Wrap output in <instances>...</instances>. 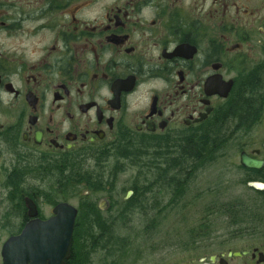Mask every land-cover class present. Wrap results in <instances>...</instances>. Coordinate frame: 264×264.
I'll list each match as a JSON object with an SVG mask.
<instances>
[{"label":"flooded vegetation","instance_id":"flooded-vegetation-1","mask_svg":"<svg viewBox=\"0 0 264 264\" xmlns=\"http://www.w3.org/2000/svg\"><path fill=\"white\" fill-rule=\"evenodd\" d=\"M204 130L235 140L231 183L256 210L241 240L179 260L109 262V199L82 212L60 178L56 190L28 183L130 136ZM243 153L262 165L244 167ZM251 183L264 184V0H0V264H264V192ZM62 202L78 210L71 237L44 226Z\"/></svg>","mask_w":264,"mask_h":264},{"label":"rangeland","instance_id":"rangeland-1","mask_svg":"<svg viewBox=\"0 0 264 264\" xmlns=\"http://www.w3.org/2000/svg\"><path fill=\"white\" fill-rule=\"evenodd\" d=\"M134 105L141 107L140 104ZM139 139L136 136L135 142ZM227 140L212 162L199 167L193 176L189 175L186 163L163 178L156 170L150 171L130 160L123 161L115 149L108 153L109 157L102 166L104 184L101 190L94 192L84 181L78 184L73 180L67 187V191L70 190L67 197L80 209L82 204L97 207L100 199H109L110 206L105 214L109 225V262L128 259V255L142 260H176L181 253L192 251L190 248L241 240L236 233L244 224L241 221L232 224V218L222 215L220 210L235 201L241 204V210L251 212L253 216L256 208L246 198L255 194L231 183L241 179L242 174L234 170L232 162L235 140ZM76 162L81 164L82 171L97 168V161L90 156L80 157ZM118 164L123 166V171L118 173L113 184H106L109 172ZM58 178L61 179L58 175L41 181L30 179L28 183L46 191L49 188L56 190ZM132 190L135 193L127 197Z\"/></svg>","mask_w":264,"mask_h":264},{"label":"trees","instance_id":"trees-1","mask_svg":"<svg viewBox=\"0 0 264 264\" xmlns=\"http://www.w3.org/2000/svg\"><path fill=\"white\" fill-rule=\"evenodd\" d=\"M202 133L204 134L202 138L189 137L185 142L175 139L161 141L141 137L139 142L136 143L135 137L130 136L116 149L117 155L123 161L130 160L132 164L141 165L140 167L148 168L150 171L156 170V173L163 178H167L168 175H171V171L176 168H182L187 163L190 170L189 175L193 176L199 167L204 166L209 161L212 162L216 152L221 150L228 141L223 130H204ZM108 157V154H100L97 158L98 166L94 170L82 171L81 164L76 162L74 169L71 170V175L64 176L63 171H61V189L63 190L64 186H71V182L74 180L78 184L80 181H84L88 188L94 192L100 191L104 184V168L102 166ZM121 166L118 164L109 172L106 184H113L118 173L123 171V166ZM172 177L173 180L176 179V175ZM132 192L133 194L135 193L133 190ZM88 205V203L82 204L80 211H98L95 204H90L93 208H90ZM225 206H227L225 210H220L222 215H227L232 218V224L235 225L241 221L244 224V227L241 229L247 227L246 221L242 220L249 217V220L253 218L251 212L248 213L246 210H241V204L235 201Z\"/></svg>","mask_w":264,"mask_h":264},{"label":"water","instance_id":"water-1","mask_svg":"<svg viewBox=\"0 0 264 264\" xmlns=\"http://www.w3.org/2000/svg\"><path fill=\"white\" fill-rule=\"evenodd\" d=\"M241 164L246 168H251V167L259 168L262 165V162L256 161L248 157L245 153H243L241 156ZM250 186L256 190L264 192L263 183H251ZM131 195H132V191H129L127 194V197H130ZM105 202L107 201L102 200L101 202L102 203L101 206L103 209L107 207V204ZM27 205H28L30 212H36L35 205L29 199L27 200ZM54 212L57 213L58 215L55 218L51 219L49 222H46L44 226L51 227V228L68 229V232L64 235L71 237L74 220L78 212L77 208L67 202H62L56 205V207L54 208ZM42 224L43 222H40L39 228L43 227ZM31 227L32 225H29L28 227H26L22 236L27 235L29 232H31L30 230ZM55 235H58V234H55ZM22 236L20 237V239L22 238ZM235 255H239V253H235Z\"/></svg>","mask_w":264,"mask_h":264}]
</instances>
